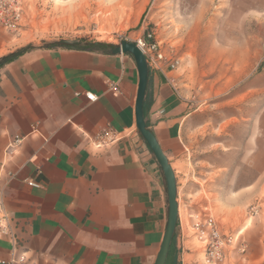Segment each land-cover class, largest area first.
<instances>
[{"label": "crops", "instance_id": "1", "mask_svg": "<svg viewBox=\"0 0 264 264\" xmlns=\"http://www.w3.org/2000/svg\"><path fill=\"white\" fill-rule=\"evenodd\" d=\"M173 73L150 68L145 117L180 194L194 111ZM139 81L130 53L85 46L32 47L0 67V264H156L169 201L137 128ZM175 233V264H217L179 219Z\"/></svg>", "mask_w": 264, "mask_h": 264}, {"label": "rangeland", "instance_id": "2", "mask_svg": "<svg viewBox=\"0 0 264 264\" xmlns=\"http://www.w3.org/2000/svg\"><path fill=\"white\" fill-rule=\"evenodd\" d=\"M5 3L14 26L1 28L3 57L62 41H160L175 63L164 67L194 111L190 159L177 166L182 212L208 207L217 220L223 244L212 263L263 264L254 256L264 251V0Z\"/></svg>", "mask_w": 264, "mask_h": 264}, {"label": "built area", "instance_id": "3", "mask_svg": "<svg viewBox=\"0 0 264 264\" xmlns=\"http://www.w3.org/2000/svg\"><path fill=\"white\" fill-rule=\"evenodd\" d=\"M0 31L2 26L6 29H11L14 20V14H12L9 7H12L11 4H6L3 6L0 5ZM6 9L8 12L6 13ZM151 35V34H150ZM135 43L143 50L145 53L149 67L161 70L166 63L168 65L174 67L175 63L168 59L162 51V46L160 41L155 40L153 42L148 41L145 37H138L135 39ZM115 90L116 87H113ZM90 99H94L95 96L92 94H88ZM109 139L110 141H115L116 136L111 134L110 132L104 133L97 138V144L100 145L104 143L105 140ZM20 142L19 138L14 140V144H18ZM29 184L32 186H39L38 183L34 181H29ZM179 205H180V201ZM3 207L2 196L0 194V210ZM6 220V216H4ZM179 224L182 229V233L184 236H188L190 232L198 238L201 242H203V248L206 254V259L209 262H213L215 257V253L218 249L221 248L223 244L221 230L219 228V224L215 219L214 215L208 211V207L203 208V210L194 211L185 209L182 213L179 207Z\"/></svg>", "mask_w": 264, "mask_h": 264}, {"label": "water", "instance_id": "4", "mask_svg": "<svg viewBox=\"0 0 264 264\" xmlns=\"http://www.w3.org/2000/svg\"><path fill=\"white\" fill-rule=\"evenodd\" d=\"M113 52L130 53L136 61L140 78L136 103L137 128L151 151L156 156L166 179L169 216L166 233L156 261V264H166L179 218L178 185L176 173L172 164L168 160V157L160 146L156 136L148 127L145 117V97L149 85L150 67L145 53L135 42L123 40L120 44L116 45Z\"/></svg>", "mask_w": 264, "mask_h": 264}, {"label": "trees", "instance_id": "5", "mask_svg": "<svg viewBox=\"0 0 264 264\" xmlns=\"http://www.w3.org/2000/svg\"><path fill=\"white\" fill-rule=\"evenodd\" d=\"M148 41L153 42L155 41L154 37L151 36L150 34H146L144 36ZM48 46H64V47H76V46H85V47H91V48H97V49H106L109 51H113L114 48L116 47V44L113 43H108V42H100V41H95V42H87V41H78V42H69V41H62V42H55V43H51ZM32 48V47H26L23 48L21 50H19L18 52L9 54L5 57H2L0 59V67L2 65H4L5 63L11 61L12 59H14L15 57H17L19 54H21L22 52L26 51L27 49ZM176 233L174 235L173 241H172V245L169 251V255L167 258V262L166 264H175L174 263V256L176 255Z\"/></svg>", "mask_w": 264, "mask_h": 264}]
</instances>
